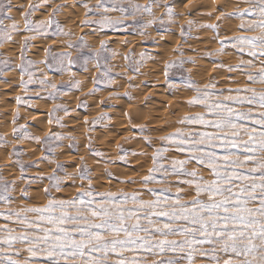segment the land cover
<instances>
[{
  "label": "snow or ice",
  "instance_id": "snow-or-ice-1",
  "mask_svg": "<svg viewBox=\"0 0 264 264\" xmlns=\"http://www.w3.org/2000/svg\"><path fill=\"white\" fill-rule=\"evenodd\" d=\"M241 3L247 7H240ZM74 7L83 9L82 26L95 25L97 31H131L140 36H146L145 29L153 26L168 31V24L178 15L169 0H164L163 4L161 0H144V3L72 0L71 4L29 0L27 7L20 11L21 27L8 14L13 10L10 0H0V44L13 41V34H31L23 36L21 63L16 65L19 85L25 91L28 85L37 82L32 71L34 62L25 57L30 41L37 36H69L56 17L64 9ZM42 8L51 9L47 19L33 20V13ZM161 8L163 13L157 16L154 10ZM222 19H238L236 31L239 34L221 37L219 24L204 25L215 33L214 39L219 45L215 53L206 55L240 54L236 64L219 61L215 67L245 77V86L219 89L210 77V82L200 87L185 75L184 65L195 63L191 57L166 61L162 69L164 83L170 90L192 91L186 106L198 107L200 111L177 119L175 123L179 126L159 136L160 143L154 148L147 125H132L139 129L143 143L152 148L151 167L146 174L138 181H121L139 183L141 188L137 190L97 191L84 157H80L75 172H67L54 155H42L41 161L55 165L46 177L44 174L26 176L24 163L17 161L20 175L16 179L25 182L19 195H26L31 184L46 179L48 183L43 188L46 202L13 208L16 179L10 182L0 175V206L6 209L0 211V218L5 221L0 223V264H264V87L257 90L250 86H264V0H237L231 11L221 12L217 17V20ZM5 20L11 23L6 25ZM187 24L190 28L193 21ZM180 34H186L183 26ZM67 48L75 50L76 54H56L49 48L44 49L46 57L41 63L61 75L70 74V79L60 84L39 79L42 88L50 89L47 99L55 101L59 96L79 91L81 81L71 73L76 64L85 72L89 64L96 70L88 96L113 83L108 40H100L99 47L91 49L81 36L69 41ZM84 49H88L87 55L82 54ZM174 51L183 57L179 48ZM139 55L137 61L127 55L124 57L128 62L126 67L133 72H139L141 61L152 59L145 52ZM8 66L9 61H0V71ZM176 75L181 77L179 84L172 79ZM132 79L129 78V88L135 87ZM97 85H102L103 89ZM123 95L128 100L133 99L128 91ZM16 103L26 102L17 96ZM76 107L87 108L88 104L81 100ZM58 111L69 113L67 107L54 103L48 112V123L64 127L62 118L56 115ZM125 116L131 125L127 112ZM17 119L18 113H14V124ZM109 119L107 113H101L91 121L85 118L84 123L90 125L91 130ZM12 135L17 141L35 140L46 146L49 153H53L59 147L57 142L63 139H69L70 148L76 147L73 137L51 131L43 138L32 136L25 125L14 127ZM0 143H7L3 136ZM85 147L91 149V142ZM117 152L123 154H118L116 160L126 163L129 155H147L146 152H129L119 143ZM9 155L19 156L20 153L13 147ZM92 155L100 158L96 163L105 162L103 152L93 151ZM114 162H105L107 176L113 175L107 171V164ZM58 170L64 171V175H57ZM77 180L87 181V184L77 186ZM66 181L76 186L77 191L69 198L52 195L53 191H62ZM197 257L208 259L198 262Z\"/></svg>",
  "mask_w": 264,
  "mask_h": 264
},
{
  "label": "rangeland",
  "instance_id": "rangeland-1",
  "mask_svg": "<svg viewBox=\"0 0 264 264\" xmlns=\"http://www.w3.org/2000/svg\"><path fill=\"white\" fill-rule=\"evenodd\" d=\"M215 1L217 2L218 0ZM10 2L13 10L8 14L23 27L20 11L27 7L29 0H10ZM36 2H39V0H36ZM92 2L94 3L95 0H92ZM135 2L144 3V0H135ZM163 2L164 0H161L162 4ZM206 2L207 0H169V3L173 5L175 12L178 14L177 17L172 23L168 24V31L153 26L145 29L146 36H140L131 31H113L110 29L97 31V26L95 25L87 27L80 25V20L83 18L82 8L64 9L61 14L57 15L56 19L62 24L64 31L70 33L69 36H37L30 41L25 57L34 62L32 71L37 82L28 85L27 91L19 85L20 75L16 65L21 63L20 45L23 36L31 34H13V41L0 44V61H9V66L0 71V136H3L7 141V143H0V175L10 182L16 179L20 175L17 164V161H19L25 165L26 176L33 177L44 174L46 177L51 173L55 165L48 161H41L42 155H54L55 160L62 163L67 172H75L76 166L80 163V157H84V162L90 169L93 187L97 191L116 192L122 189L130 192L140 189L141 185L139 183H121L122 180L127 181L128 179L138 181L146 174L147 169L151 167L152 148L147 147L143 143L139 129L132 125H147L150 130L148 134L153 139L154 148L160 143L159 136L165 135L179 126L175 123L177 119L186 113L191 114L200 111L198 107L190 108L186 106L185 102L193 95L192 91L184 88L170 90L164 83L162 69L166 61L191 57L195 63L184 65L186 69L185 75L190 76L196 85L200 87L208 84L210 77L214 78L219 89H234L245 86V77L235 73H227L225 69H217L215 67V63L219 61L225 64H236L240 54L236 56L206 55V53H215L219 45L214 39L215 33L211 29L203 27L204 25L219 24L218 31L221 37L239 34L236 31V25L240 23L238 19L217 20L221 12L231 11L236 6L237 0L218 1V16H214L215 12L211 15L200 12L205 7V9H208L210 0H208V6ZM50 3L71 4L72 0H50ZM240 7H247V5L241 3ZM50 10V8H42L33 13L32 19L35 21L46 20ZM154 11L157 16L163 13L162 8ZM189 20L193 21V25L190 28L187 24ZM4 22L6 25L11 23L8 20ZM225 23L229 26L226 27ZM181 26L186 30V34L183 36L180 34ZM227 29L230 30L227 31ZM248 34L252 35L253 33ZM81 36L91 49L98 48L100 40L109 41V48L111 49L109 63L114 76L113 83L107 89L88 96V90L93 87L91 78L96 70L89 64V70L85 72L80 64H76L72 66L71 73L75 74L76 80L81 81L79 91L74 90L68 95L59 96L55 101L47 99V91L50 89L42 88L39 84V79L46 78L60 84L61 81H68L70 74L64 73L61 75L41 63L46 57L44 49L49 48L52 53L56 54L72 52L75 55V50L67 48V43L76 41ZM166 45L168 46L166 47ZM177 48L184 53L183 57L180 56L179 52L174 51ZM141 52L147 53L152 59L141 61L142 66L139 72H133L126 67L128 62L124 57L127 55L130 60L137 61L140 60L139 54ZM82 54L87 55L88 49H84ZM130 77L133 78L131 83L135 85L133 88L127 86ZM228 77H231V79H228ZM172 79L177 84L181 83L179 75L173 76ZM25 80H27V76H25ZM250 86L257 88V90L264 87L258 84ZM97 87L103 89L102 85H97ZM126 91L131 93L132 100H128L123 95ZM110 94L112 98H109ZM17 96L22 97L26 103L17 105ZM81 100L88 104L87 108L76 107ZM102 100L104 103H101ZM54 103L62 104L69 109L68 115H65L63 111L56 113L57 116L62 118L61 123L64 127L48 123V112ZM133 105L136 106L134 107ZM38 111L43 112L44 115L42 118L35 119L37 118L35 113ZM124 111L130 114L131 125L128 123V117L124 116ZM14 113H18V119L15 124L13 123ZM101 113H107L110 119L103 121L102 124L96 125L90 130V125L84 123L85 118L91 121ZM19 125H25L32 136L43 138L45 133L51 131L62 133L65 137H73L74 140L72 142L75 143L76 147L70 148L68 146L70 143L69 139H63L57 142L59 147H56L53 153H49L46 146L38 144L35 140L24 139L17 141L12 135V130ZM133 136L136 138L133 139ZM89 141L91 142V149L85 147ZM118 143L129 152H146L147 155H129L127 163L116 160L118 154H123L117 152ZM13 147L19 151V156L9 155ZM93 151L103 152L105 162L115 161L107 164V171L113 173L112 176L105 174V162L96 163L100 158L92 155ZM171 155H175V153H171ZM33 162H36L35 166L28 167ZM57 175L63 176L64 171L58 170ZM47 183L46 179L42 182L33 183L28 187L27 194L21 196L19 195L20 188L25 186V182L16 179V190L13 194L16 199L12 207L18 209L20 206L29 203L34 205L44 204L46 198L43 195V188L47 186ZM80 183L87 184V181H76L77 186ZM149 187L159 188L160 185H149ZM76 191L77 187L66 181L62 191L59 193L53 191L52 195L69 198ZM4 210L6 209L0 206V211ZM0 223H5V221L0 218ZM12 226L14 227L15 225ZM196 259L199 262L202 260L206 261L208 258L197 257Z\"/></svg>",
  "mask_w": 264,
  "mask_h": 264
},
{
  "label": "bare ground",
  "instance_id": "bare-ground-1",
  "mask_svg": "<svg viewBox=\"0 0 264 264\" xmlns=\"http://www.w3.org/2000/svg\"><path fill=\"white\" fill-rule=\"evenodd\" d=\"M203 1H204V0H203ZM205 1H206V0H205ZM218 1H220V0H218ZM218 1L216 2L215 0H210L209 6H208V0H207L206 3H207V6H208V7H207L208 9H205L206 7L204 8L205 10L201 8L202 10H201L200 12H201V13H204V14H207V15H209V13L212 14L213 12H215V13H214V16H215V15L218 16V15H219V14H218V13H219V10L217 9V3H218ZM197 2H198V1H197ZM221 2H222V1H221ZM221 2H219V3H221ZM195 3H196V2H195ZM204 4H205V3H204ZM199 5H200V4H199ZM219 6H220V5H219ZM202 7H203V6H202ZM73 11H74V10H73ZM202 11H203V12H202ZM74 12H75V11H74ZM74 12H73V13H74ZM68 13H69V12H68ZM71 15H72V13H71ZM184 15H185V14H184ZM74 16H75V15H74ZM68 17H69V16H68ZM70 17H72V16H70ZM182 18H183V16H182ZM68 19H69V18H68ZM70 19H71V18H70ZM72 19H73V18H72ZM224 22H225V21H224ZM223 24H224V23H223ZM225 24H226V23H225ZM228 24H230V23L228 22ZM221 25H222V24H221ZM225 26L228 27L229 25L226 24ZM231 26H232V25H231ZM222 27H223V26H222ZM222 27H221V28H222ZM226 27H225V28H226ZM230 28H231V27H230ZM222 29H223V28H222ZM228 30H230V29H227V31H228ZM224 31H225V30H224ZM114 36H115V35H114ZM110 37H111V35H110ZM112 37H113V36H112ZM118 38H119V37H118ZM118 38H117V39H118ZM113 39H114V38H113ZM200 43H201V42H200ZM210 43H211V42H210ZM166 44H167V43H166ZM207 45H208V43H207ZM167 46H168V45H166V47H167ZM159 47H160V46H159ZM205 47H206V45H205ZM161 50H163V49H161ZM163 51H164V50H163ZM204 67H205V66H204ZM196 70H197V69H196ZM205 73H206V72H205ZM205 73H204V74H205ZM203 76H204V75H203ZM165 98H166V97H165ZM167 98H168V97H167ZM124 101H125V100H124ZM169 101H171V100H169ZM67 102H68V101H67ZM166 102H167V101H166ZM169 103H170V102H169ZM164 104H165V103H164ZM173 104H174V103H173ZM156 105H158V104H156ZM159 105H160V104H159ZM133 106H134V105H133ZM133 106H132V107H133ZM135 106H136V105H135ZM135 106H134V107H135ZM174 106H175V105H174ZM180 106H181V105H180ZM167 107H168V106H167ZM126 108H127V107H126ZM171 108H172V107H171ZM182 108H183V107H182ZM138 109H139V108H138ZM159 109H160V108H159ZM176 109H177V108H176ZM134 111H135V110H134ZM158 111H159V110H158ZM141 112H142V110H141ZM124 113H125V111H124ZM142 113H143V112H142ZM165 113H166V111H165ZM177 113H178V112H177ZM35 114H36L35 116H37V118H35V119L42 118V116L44 115V113L41 112V111H38V112L35 113ZM129 115H130V114H129ZM124 116H125V115H124ZM161 116H162V114H161ZM164 116H165V115H164ZM166 116H167V115H166ZM169 116H170V115H169ZM134 117H135V116H134ZM145 117H146V116H145ZM167 117H168V116H167ZM137 118H138V117H137ZM143 118H144V117H143ZM159 118H160V117H159ZM164 119H165V118H164ZM166 119H167V118H166ZM39 120H40V119H39ZM123 120H124V118H123ZM123 120H122V121H123ZM168 121H169V120H168ZM162 122H163V121H162ZM77 123H78V122H77ZM123 123H124V122H123ZM82 124H83V123H82ZM118 124H119V123H118ZM71 125H72V124H71ZM74 125H75V124H74ZM77 125H78V124H77ZM79 125H80V124H79ZM119 125H120V124H119ZM72 126H73V125H72ZM172 126H173V125H172ZM121 127H122V126H121ZM168 128H169V127H168ZM76 131H77V130H76ZM99 133H100V132H99ZM63 158H64V157H63Z\"/></svg>",
  "mask_w": 264,
  "mask_h": 264
}]
</instances>
